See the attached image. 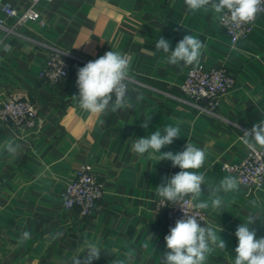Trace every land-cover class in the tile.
<instances>
[{"label": "crops", "instance_id": "obj_1", "mask_svg": "<svg viewBox=\"0 0 264 264\" xmlns=\"http://www.w3.org/2000/svg\"><path fill=\"white\" fill-rule=\"evenodd\" d=\"M29 3L0 0V19L15 28H0V102L19 92L38 109L35 129L0 121V264H71L89 243L103 249L92 264H161L170 227L155 187L181 169L170 160L159 162V154L137 155L132 145L157 128L179 126L181 136L161 152H182L189 140L206 151L199 170L206 184L236 177L223 166L243 161L248 149L238 135L264 119V15L232 45L217 14L188 12L184 0H52L38 5L43 25L15 27V19L5 18V5L23 11ZM185 34L205 44L199 65L223 68L237 80L214 112L206 99L186 102L182 94L181 84L196 66L167 64L166 54L155 49L163 37L174 50ZM43 44L90 61L110 50L126 54L133 107L100 116L83 111L72 97L79 95L77 73L85 64L72 61L71 75L49 84L39 77L48 56ZM138 95L143 99L137 101ZM7 144L18 145L17 152L9 153ZM83 165L93 167L104 188L88 217L64 208L62 197ZM202 191L199 199L209 202L205 224L217 233L221 226L226 242L205 264H234L235 231L249 215L256 217V237H264V187L239 184L237 191L220 193L218 210L207 188ZM24 231L30 238L22 241Z\"/></svg>", "mask_w": 264, "mask_h": 264}, {"label": "clouds", "instance_id": "obj_2", "mask_svg": "<svg viewBox=\"0 0 264 264\" xmlns=\"http://www.w3.org/2000/svg\"><path fill=\"white\" fill-rule=\"evenodd\" d=\"M184 4L188 12L211 10L220 19H229L237 26L253 23L257 15L264 10V0H184ZM170 47V42L163 37L156 40L155 49L166 54L167 64L194 67L200 63L205 44L196 36L185 34L174 50H170ZM129 75V57L118 51H107L78 69L76 83L79 95L72 98L83 111L93 116H100L109 111L131 109L133 105L127 96ZM136 99L140 101L143 97L138 95ZM150 120L151 115L144 119L141 126L147 128ZM179 136H181L179 126L166 125L163 132L157 128L143 138H138L133 143L132 150L140 156L159 154V162L170 160L174 167L181 169L155 187L156 194L162 198L165 206L172 204L181 207L183 202L197 210L207 209L209 202L199 199L204 186L210 194L211 207L220 209L223 200L219 194L237 191L240 181L228 175L216 185L206 184V173L199 171L204 167L206 151L189 140L182 152L175 154L161 152L162 148L171 145ZM238 138L252 152L257 149L264 150V119L256 122L250 130H245L243 135H238ZM5 147L9 153L15 154L19 146L7 144ZM194 201L195 203H192ZM183 213L184 216L176 221L175 226L170 228L164 238L168 251L161 256V264H205L213 250L226 248V242L220 235L223 230L221 226L217 233L211 225L201 226L198 213L189 214L185 211ZM254 219L255 216L249 215L246 222H241L237 226L235 236L238 245L235 248L234 264H264V237H256L255 230L251 228ZM29 238L30 232L24 231L21 240ZM102 250L97 244L89 243L86 251L74 257L71 264H92L94 260L99 259Z\"/></svg>", "mask_w": 264, "mask_h": 264}, {"label": "built area", "instance_id": "obj_3", "mask_svg": "<svg viewBox=\"0 0 264 264\" xmlns=\"http://www.w3.org/2000/svg\"><path fill=\"white\" fill-rule=\"evenodd\" d=\"M50 1L52 0H29V6L23 11H18L10 5H5L2 10L5 18L15 19V27L23 26L31 21H37L43 25L38 5L41 2ZM261 15H264V10L257 15L253 23L239 26L233 24L229 19L221 20V26L229 38L230 44L236 45L239 41L246 39L255 28V23ZM4 20L0 19V28L5 29L8 33L14 32L15 28H7ZM43 45L48 50V56L39 77L49 84L67 79L71 75L72 61L85 65L90 61L75 56L58 46ZM127 85L129 91L131 85L129 78ZM236 85V78L227 70L199 65L187 73L181 84V91L186 102L206 99L209 102V111L214 112L220 99L233 90ZM0 121L24 126L27 129H35L38 125V109L22 93H13L6 100L0 102ZM223 168L233 173L240 184L252 190H260L264 187V150L257 149L252 152L248 149L241 163L225 164ZM103 194V185L98 182L93 167L83 165L74 172L72 179L66 184L62 194L63 206L66 209H77L81 216L88 217L96 211L97 204ZM158 203L166 212L170 228L174 227L176 221L184 216L183 211L189 214L198 213L201 226L206 223V213L203 210H197L183 202H181L182 209L179 205L168 204L165 206L162 198H159Z\"/></svg>", "mask_w": 264, "mask_h": 264}]
</instances>
